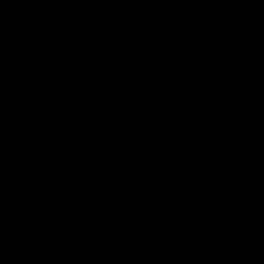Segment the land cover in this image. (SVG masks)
I'll list each match as a JSON object with an SVG mask.
<instances>
[{
    "label": "water",
    "instance_id": "obj_1",
    "mask_svg": "<svg viewBox=\"0 0 264 264\" xmlns=\"http://www.w3.org/2000/svg\"><path fill=\"white\" fill-rule=\"evenodd\" d=\"M0 264H264V0H0Z\"/></svg>",
    "mask_w": 264,
    "mask_h": 264
}]
</instances>
